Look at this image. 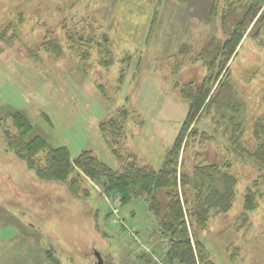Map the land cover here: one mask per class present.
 I'll use <instances>...</instances> for the list:
<instances>
[{
  "label": "rangeland",
  "instance_id": "374dc122",
  "mask_svg": "<svg viewBox=\"0 0 264 264\" xmlns=\"http://www.w3.org/2000/svg\"><path fill=\"white\" fill-rule=\"evenodd\" d=\"M251 2L0 0V264H96L97 252L103 264H181L167 257L168 239L145 197L123 202L83 174V193L41 179L6 148L2 128L14 130L19 112L31 122L28 137L64 145L72 159L90 150L120 170L101 124L124 118L123 153L157 170L187 113L179 86L206 76L201 49L237 27L243 36L224 68L237 109L203 113L196 127L208 136L190 139L182 157L191 177L198 152L204 162H227L236 179L230 209L213 207L204 228L194 224L214 263L264 264V168L230 142L233 123L250 151L264 137V6L253 18ZM91 30L108 41V53L97 46L103 40H86ZM67 33H76L80 57ZM194 193L189 187L192 205Z\"/></svg>",
  "mask_w": 264,
  "mask_h": 264
},
{
  "label": "trees",
  "instance_id": "16d2710c",
  "mask_svg": "<svg viewBox=\"0 0 264 264\" xmlns=\"http://www.w3.org/2000/svg\"><path fill=\"white\" fill-rule=\"evenodd\" d=\"M263 6L264 0H252L249 8L253 7V18ZM75 34L67 33L69 51L80 57ZM85 36H88L85 39L90 43L95 38L97 42L103 40L102 36L93 31ZM242 36L243 33L237 27L224 42L210 39L201 49L200 55L204 56L208 72L199 83L187 82L179 86L180 95L188 105L187 113L172 146L165 154L161 168L157 170L140 164L135 154L123 153L124 147L119 139L124 137V118H111L101 124V131L110 141L114 154L121 162L120 170H113L90 150H83L72 159L66 146L52 147L39 135L28 137L32 129L31 122L19 112L12 113L14 130L9 126L2 128L6 148L13 150L36 176L45 180L64 181L72 192H84L79 178L83 174L91 179H101L103 188L107 192L118 193L123 202L134 197H145L150 211L157 219L160 233L168 239L169 249L166 255L169 260H176L181 264H215L195 228L206 226L211 208L217 207L222 212L230 209L235 196L236 179L230 173L227 162L222 165L204 162L198 152L191 166V177L186 171L182 154L190 146V139L197 136L201 139L207 138L205 131L199 133L196 123L210 107L215 106L219 110L237 109L234 90L227 76L228 70L224 68H227V62ZM97 46L102 47L106 53L110 48L106 40ZM48 50L54 55L61 52L58 44L53 42L49 43ZM108 56L112 57L111 51ZM238 130L239 123H233L230 142L236 152L240 155L246 154L260 169L264 168V137L250 151L240 142L241 130ZM73 169L77 170L76 175H72ZM214 182L220 183L221 189L211 187ZM206 183L210 184L211 191L207 194L202 191ZM189 187L195 192L193 205L189 200Z\"/></svg>",
  "mask_w": 264,
  "mask_h": 264
},
{
  "label": "water",
  "instance_id": "95a60500",
  "mask_svg": "<svg viewBox=\"0 0 264 264\" xmlns=\"http://www.w3.org/2000/svg\"><path fill=\"white\" fill-rule=\"evenodd\" d=\"M96 257H97L96 264H103L102 257L100 256V254L98 252L96 253Z\"/></svg>",
  "mask_w": 264,
  "mask_h": 264
}]
</instances>
